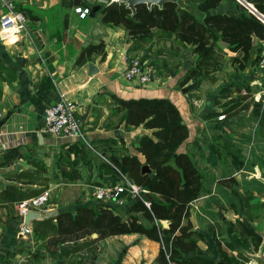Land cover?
<instances>
[{
  "label": "crops",
  "instance_id": "1",
  "mask_svg": "<svg viewBox=\"0 0 264 264\" xmlns=\"http://www.w3.org/2000/svg\"><path fill=\"white\" fill-rule=\"evenodd\" d=\"M234 3V0H213L214 9H206L204 5L203 17L211 13L236 17L241 7ZM16 4L29 16L30 22L26 28L11 30L0 25V264H64L65 260L71 264L70 259L73 264H166L160 260L162 241L143 231L112 234L98 240L93 233L61 243L56 253L47 246L61 210L109 203L94 195L96 187L103 183L101 179L110 180L109 167L103 162L113 153L133 154L141 136L152 132L147 127L128 132L122 126L121 114L127 110L122 100L141 97H167L178 106L189 129L182 148L206 174L202 190L190 201L195 229L191 237L197 245L192 251H183L179 264L220 259L217 251L213 256L204 251L210 244L220 246L219 252L236 253L225 241L232 239L234 244L236 224L253 225L246 214L241 191L253 193L262 189L264 183L250 176L264 174V98L258 92V85L251 84L259 77L260 70L255 71L253 79L243 78V82L249 81L253 87L249 95L240 96L243 90L230 91L229 98L237 96L234 101L225 106L211 103L209 107L208 104L202 107L189 94L192 77L187 73L191 63L185 62L176 70L169 67L165 73L157 71L145 84L126 78L128 60L138 49L132 44L135 36L125 38L129 32L125 26L104 23L98 13L83 19L73 10L80 5H71L68 0H16ZM2 15L0 5V18ZM100 36L104 50L78 63L82 50L89 43L99 42ZM223 42L230 47L228 42ZM263 47L264 34L254 33L248 58H244L243 50L231 48L232 60L235 59L234 64L238 60L258 63ZM90 61L98 67L93 74ZM62 96L77 106L76 115L85 133L83 140L98 144L96 151L93 148L94 154L89 152L90 157L82 158L71 149L72 143L80 139L43 129L47 106ZM220 114L225 116L220 118ZM125 145H130L131 151L123 148ZM13 149L22 155L5 162L6 154ZM135 153L144 160L137 149ZM241 155L243 164L239 160ZM241 175L250 176L252 181H243L241 185L218 181L222 176V179L232 177L240 181ZM48 189L50 198L46 207L57 208L58 213L31 219L33 232L21 235L17 229L21 218L17 203ZM132 203L134 199L127 195L123 204H111L128 222L135 216L145 226L154 223L144 210L131 209ZM167 220L171 221L161 218L156 222L163 225ZM187 221L188 217H184L182 224ZM215 229L219 241L214 240Z\"/></svg>",
  "mask_w": 264,
  "mask_h": 264
},
{
  "label": "trees",
  "instance_id": "2",
  "mask_svg": "<svg viewBox=\"0 0 264 264\" xmlns=\"http://www.w3.org/2000/svg\"><path fill=\"white\" fill-rule=\"evenodd\" d=\"M68 1L71 5H91L88 0ZM247 1L253 3L264 14V0ZM207 3L211 5L213 0L201 1L198 6L203 7ZM97 13L102 15L101 19L104 23L123 25L133 35L145 34L152 27L170 31L177 30L183 41L194 44L195 51H200L205 46L209 35H214L217 38L220 34L222 40L228 42L230 48L243 50L245 59L248 58L252 48V35L254 33L264 34V23L245 9H241L240 14L236 17L225 13H211L198 19L189 10H180L175 1L166 2L162 6L152 5L149 7L146 4H141L136 7L135 12L128 7L127 3L119 1L110 6L102 5ZM103 48V40L89 43L80 53L77 62H84L94 52L103 51ZM207 49L208 47L202 53L203 56L197 59L196 65L190 68L187 75L196 70L197 63L203 61ZM207 57L208 55H206V59ZM121 104L127 108L125 114L129 124L137 120L135 117L144 116L140 120L144 122L145 127L152 129L151 134L144 133L141 136L139 144L136 146L137 150L144 155V160L141 159L139 153L127 152L123 155L113 153L103 163L109 167V172L120 177L117 169L119 168L123 172L131 174L139 184L151 190L153 197L150 208L142 199L134 198L131 209L144 210L145 215L154 223L145 226L135 216L128 222L114 211L111 203L98 206L79 205L74 210L64 209L57 214L56 230L49 237L47 246L50 251L56 253L61 243L74 241L93 233H97L95 239L98 240L112 234L143 231L157 239L163 238L166 248L171 253V258L180 263L183 251L186 249L192 251L197 245L195 239L191 237L195 229L193 228L194 221L190 217V201L196 198L202 190L206 176L193 157L182 148L189 134L188 125L178 106L167 97L126 99L122 100ZM91 144L93 147H90L85 140L80 139L73 142L70 147L78 154L79 148L76 149V147H90L96 151L98 144H93V142ZM20 155H22L21 152L13 149L6 154L4 161H12ZM82 157L84 156L82 155ZM144 164H149L151 170L144 172ZM112 179L115 180V183L118 181L113 176ZM184 217H188V221L182 224ZM161 218L171 220L169 227L157 224L156 220ZM177 230L179 231L175 233ZM248 232L250 235L258 236L254 230H248ZM187 237L192 239L187 240ZM259 239L257 237L255 240L258 242ZM65 251L66 248L63 253ZM160 260L169 264L163 246ZM224 260L226 261V259Z\"/></svg>",
  "mask_w": 264,
  "mask_h": 264
},
{
  "label": "rangeland",
  "instance_id": "3",
  "mask_svg": "<svg viewBox=\"0 0 264 264\" xmlns=\"http://www.w3.org/2000/svg\"><path fill=\"white\" fill-rule=\"evenodd\" d=\"M120 0H88L89 4L95 5V4H101L105 6H110L114 4L115 2H119ZM179 9L180 10H189L192 12L196 18L202 19L203 17V9H214L211 7L210 4H205L204 6L200 7L198 6V3L201 2V0H177ZM191 4H189V3ZM234 5L240 6L241 9H245L247 12H250L246 6H243L239 1L234 0ZM82 6V5H80ZM89 6V5H88ZM93 7V6H92ZM200 7V8H199ZM211 7V8H209ZM75 13L76 9H73ZM97 14V12H96ZM91 13L89 14V16ZM101 15V14H100ZM80 16V15H79ZM88 16V17H89ZM86 18V17H85ZM84 19V18H83ZM126 30L128 28L126 27ZM134 37V42H132L133 45L137 47V53L135 55L142 56L143 58L148 59L151 64L155 68V73H165L168 71V68L171 67L173 69H179L184 66L185 62H188L187 65H190L188 71L191 67L196 65L197 59L202 57V53L204 50H206V47H208L207 51L205 52V56L203 58V61L201 63H197L196 70H193L194 72L190 73L192 77V82L190 85H188L191 89L189 90V87L186 88V90H189V94L191 95V98L195 100V103H199L200 106L205 107V104H208V107L211 105V103L219 104L225 106L228 103L232 102L237 98L235 95H230L231 98L227 95L230 91H239L243 90L240 96H247L249 95L250 91H253V87L256 86L254 82H252V86L247 82H243L244 79H250L255 77V71L257 72L260 70L259 63H252L248 60L246 61H236L237 63L234 64V60H232V56L234 55L233 52L230 51V47L226 45L221 35L219 34L217 38L214 37V35H209L207 39V43L205 46L202 47L200 51L194 50V44L188 43L186 41H183L180 38L179 32L176 31H170L163 28L158 27H152L149 29V31L145 34H129V32H126L125 38H132ZM101 36L99 37V41H101ZM206 55H208L206 59ZM181 66V67H180ZM249 76V77H248ZM252 76V77H251ZM127 78V77H126ZM242 79V80H239ZM136 80V79H135ZM241 81V83H240ZM150 82V81H149ZM183 83V81H182ZM227 96V97H226ZM226 97L225 101H223V98ZM114 102V101H113ZM258 104V103H257ZM115 108V105H114ZM126 111H123V114H121V122L123 123V127L128 132H138L140 130H145L144 122L141 121L143 117L136 118L137 119L134 123L129 124L126 119ZM141 119V120H140ZM140 120V121H139ZM144 128V129H142ZM151 132V131H150ZM90 147H93L91 143H88ZM128 146V147H127ZM135 146V145H134ZM90 147H76L78 149V152L80 153V156H84L87 158L90 157V153L94 154L92 148ZM128 151H131L129 149L130 145H125L123 148H125ZM136 146L133 148L132 152H136ZM131 153V152H130ZM82 157V158H84ZM237 159V158H236ZM240 162L243 164L244 159L239 157ZM67 162V160L65 159ZM119 169V168H117ZM119 173L123 172L122 170H118ZM121 171V172H120ZM204 171V170H203ZM107 172V171H106ZM128 177L133 179L135 182V178L127 173ZM112 176L114 178H117L118 181L121 179V176L115 173H109L110 180H100V183L102 184H110L114 182L115 180L112 179ZM254 176L255 178H260L264 182V174H254L250 175ZM248 175H241L240 181H238L236 178L232 179L230 178H224L223 176L218 180L222 182L228 181L230 184L232 183H241L252 181V178H250ZM206 179V176L204 177ZM232 179V180H231ZM110 182V183H109ZM115 183V182H114ZM138 183V182H137ZM260 187V186H259ZM241 194H243V198L245 199V206L246 208V214L248 217H250L253 225L247 226L245 223H239L236 224L234 227V230H237L236 236H234V244L232 239H228L226 244L230 246V249L235 248L236 253H232L233 255H228L227 253L219 252L221 250L220 246H212L209 245L208 248L204 249V251L208 252L210 256H213L212 254L214 252H218V255L220 256V259H214L211 260V262L202 261L197 264H217V261L224 260V259H232L235 260V262L240 264H263L264 259V183L262 189H257L253 193L248 191H241ZM263 200V202L261 201ZM243 208V207H242ZM245 210V209H241ZM241 214V212H239ZM20 221H18L17 225ZM7 226H11L9 223ZM48 227L51 226L47 225ZM19 229V225L17 226ZM226 227V226H225ZM225 227L223 230H225ZM248 230H254L257 232L258 236L250 235ZM215 235L214 240L219 241V238H217V230L215 229ZM259 237V241L257 242L255 239ZM19 239V237H17ZM213 240V242H214ZM219 245V244H218ZM221 245V243H220ZM236 245H240L238 248ZM227 246V247H228ZM93 245L90 246L92 248ZM238 249V250H237ZM253 249H258L257 252L252 251ZM231 251V250H230ZM227 252V251H225ZM253 252V253H251ZM218 257V256H217ZM73 260V259H72ZM70 259V263L73 264V261ZM54 261L57 262V260L54 258ZM66 261V260H65ZM64 261V264H66ZM228 261V260H227Z\"/></svg>",
  "mask_w": 264,
  "mask_h": 264
},
{
  "label": "built area",
  "instance_id": "4",
  "mask_svg": "<svg viewBox=\"0 0 264 264\" xmlns=\"http://www.w3.org/2000/svg\"><path fill=\"white\" fill-rule=\"evenodd\" d=\"M238 1L243 6L249 8V10H251L264 23V15L257 10L252 3L247 0ZM0 5L3 8V15L0 18V25L3 28L11 30L12 28L27 27L30 22V18L24 11L17 8L16 0H0ZM75 9L81 18H85L91 13L92 5L76 6ZM259 65L260 75L254 82L258 85V92L260 93V96L264 98V47L261 51ZM154 74L155 68L151 62L139 55H133L129 58L128 66L124 71V75L128 79H137L141 84L149 82L153 78ZM76 109L77 106L73 100L62 96L60 99L47 106L45 110L46 124L43 129L55 135L72 137L74 139H85V133L83 131L82 124L76 115ZM224 116L225 114H220V118H223ZM1 131L2 127H0V132ZM120 176L121 179L116 183L98 185L95 189V197L115 205H120L126 201L127 195H129L132 199L139 197L150 208L152 204L151 197L149 196V194L152 193L151 190L135 182L133 179L128 177L125 172H121ZM49 198L50 190L48 189L37 196L23 199L17 203L19 216L22 218L18 224V230L21 235L26 236L33 232L30 224L24 221L25 215L30 210L34 209L39 211L48 210L46 204ZM169 225L170 222L167 220L163 223L162 227H169ZM160 233L162 235V231ZM161 241L166 250V256L169 260V264H179L176 260L171 258V253L166 248L163 238Z\"/></svg>",
  "mask_w": 264,
  "mask_h": 264
},
{
  "label": "water",
  "instance_id": "5",
  "mask_svg": "<svg viewBox=\"0 0 264 264\" xmlns=\"http://www.w3.org/2000/svg\"><path fill=\"white\" fill-rule=\"evenodd\" d=\"M120 1H123L125 3H127L128 7H130L134 12L136 11V7L138 5H141V4H146L148 5L149 7L152 6V5H158V6H162L164 5L166 2H169V1H177V0H120ZM102 7L101 4H95L93 5L92 7V10H91V15L90 16H95L96 15V12ZM90 64V73H95L96 71H98V67L96 66V64L93 62V61H90L89 62ZM151 168L149 166V164H144L143 165V171L146 172V171H150ZM149 196L152 198L153 197V194L150 193ZM136 199H140L139 197H136ZM58 213V209L57 208H54V209H48L46 211H39V210H30L24 217V221L26 223H30V220L33 219V218H42V217H49L51 215H54ZM22 220V218L19 219V221ZM97 234V233H95ZM218 264H240V263H237L235 261H225V260H219L218 261ZM263 264H264V259H263Z\"/></svg>",
  "mask_w": 264,
  "mask_h": 264
}]
</instances>
